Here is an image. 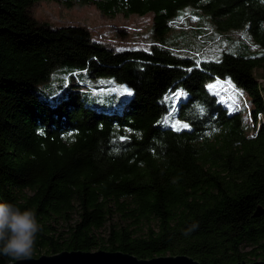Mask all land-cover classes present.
<instances>
[{
  "label": "trees",
  "instance_id": "1",
  "mask_svg": "<svg viewBox=\"0 0 264 264\" xmlns=\"http://www.w3.org/2000/svg\"><path fill=\"white\" fill-rule=\"evenodd\" d=\"M37 1L0 0V201L35 211L43 225L32 258L102 250L264 261V126L249 136L242 110L211 86L225 80L234 100L245 94L249 121L264 112V0H63L152 13L147 48L39 22L29 13ZM187 8L216 30L199 38L195 29L197 51L170 34ZM223 37L226 46L206 54ZM60 65L131 94L118 113L89 108L72 70L65 94L41 100L35 87Z\"/></svg>",
  "mask_w": 264,
  "mask_h": 264
},
{
  "label": "rangeland",
  "instance_id": "2",
  "mask_svg": "<svg viewBox=\"0 0 264 264\" xmlns=\"http://www.w3.org/2000/svg\"><path fill=\"white\" fill-rule=\"evenodd\" d=\"M189 12L191 11L187 8L183 18L175 23L176 27L171 30L170 34L172 37H178L177 42L182 50L192 49L193 51H197L199 50V44L197 45L195 29L197 27L203 29V33H198V35L200 34L199 38H202L205 34H212L216 30L209 20L201 21L197 16ZM29 13L39 22L46 21L50 24L78 23L86 26L92 31L94 38L100 39L101 41L105 40L107 42L117 43L118 40H121L123 43L116 45V48L126 45L147 48L155 40L151 31L152 13H146L144 15H124L123 13L106 14L98 10L92 3L85 6L74 4L72 7H68L63 0L37 1L30 7ZM240 32L246 38L245 32L243 30H240ZM226 37H223L216 45L208 48L206 54L209 56L210 54H216L217 49L225 47L226 43H222V41ZM230 38L235 41L234 37ZM214 39L211 40L212 43H214ZM228 49L232 48L230 47ZM72 70L78 71L76 80L79 81L81 100L85 106L109 113H118L121 111L123 103L128 99L130 93V89L125 84L116 82L109 77L91 79L85 71L70 65L55 67L50 74L49 80L39 83L34 91L41 100L53 102L52 95L56 94L60 97L67 91L66 84L68 83L69 77H66V74ZM259 71L261 70L256 68L255 73ZM107 86H112L117 92L106 91L103 94L98 92L100 87L106 88ZM211 86L214 89L215 87H220V85L218 86L215 83ZM235 97H237L235 103L240 104V111L242 110V115L245 117V123L248 127L250 125L248 110L243 105L245 100L248 107L247 97L241 92L240 96L239 94H235ZM115 220L113 218L112 221ZM105 231L106 229H103L101 234L104 235ZM244 250L246 251L248 248ZM253 261L254 258L248 257L247 262Z\"/></svg>",
  "mask_w": 264,
  "mask_h": 264
},
{
  "label": "clouds",
  "instance_id": "3",
  "mask_svg": "<svg viewBox=\"0 0 264 264\" xmlns=\"http://www.w3.org/2000/svg\"><path fill=\"white\" fill-rule=\"evenodd\" d=\"M43 225L35 211L21 209L13 202L0 201V255L12 261L32 258Z\"/></svg>",
  "mask_w": 264,
  "mask_h": 264
},
{
  "label": "water",
  "instance_id": "4",
  "mask_svg": "<svg viewBox=\"0 0 264 264\" xmlns=\"http://www.w3.org/2000/svg\"><path fill=\"white\" fill-rule=\"evenodd\" d=\"M9 264H200L186 255L159 256L151 259H138L135 256L108 251H63L53 255H41L24 261ZM237 264H264V261L239 262Z\"/></svg>",
  "mask_w": 264,
  "mask_h": 264
},
{
  "label": "built area",
  "instance_id": "5",
  "mask_svg": "<svg viewBox=\"0 0 264 264\" xmlns=\"http://www.w3.org/2000/svg\"><path fill=\"white\" fill-rule=\"evenodd\" d=\"M238 37H239V34H235L234 35L235 39L238 38ZM110 43L117 44L119 42H117V43L110 42ZM138 47H140V46H138ZM141 47H143V46H141ZM218 83L220 85L218 90L222 93V97L226 101L232 102L235 105H237L238 108H240V104H236L235 103V100H234V97H233V94H232V92L236 91L234 89V87L231 84L227 83L225 80H218ZM258 83L260 84L261 88H264V79L263 78L258 79ZM247 110H248V108H247ZM261 126H264V112L263 113H258L255 121H250V127L248 129V135L251 136V137H254L255 134L257 133L256 132L257 129H259Z\"/></svg>",
  "mask_w": 264,
  "mask_h": 264
},
{
  "label": "crops",
  "instance_id": "6",
  "mask_svg": "<svg viewBox=\"0 0 264 264\" xmlns=\"http://www.w3.org/2000/svg\"><path fill=\"white\" fill-rule=\"evenodd\" d=\"M257 77H263L261 71H259V72L257 73Z\"/></svg>",
  "mask_w": 264,
  "mask_h": 264
},
{
  "label": "snow or ice",
  "instance_id": "7",
  "mask_svg": "<svg viewBox=\"0 0 264 264\" xmlns=\"http://www.w3.org/2000/svg\"><path fill=\"white\" fill-rule=\"evenodd\" d=\"M130 94H131V93H129V95H130ZM183 127H184V128H187V127H188V125H186V124H185Z\"/></svg>",
  "mask_w": 264,
  "mask_h": 264
}]
</instances>
